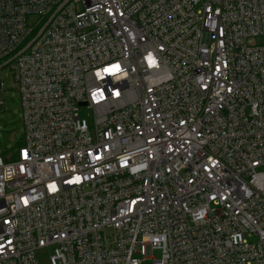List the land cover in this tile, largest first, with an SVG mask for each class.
<instances>
[{"label":"built area","instance_id":"2783aa9c","mask_svg":"<svg viewBox=\"0 0 264 264\" xmlns=\"http://www.w3.org/2000/svg\"><path fill=\"white\" fill-rule=\"evenodd\" d=\"M4 67L0 264H264V0H0Z\"/></svg>","mask_w":264,"mask_h":264},{"label":"rangeland","instance_id":"374dc122","mask_svg":"<svg viewBox=\"0 0 264 264\" xmlns=\"http://www.w3.org/2000/svg\"><path fill=\"white\" fill-rule=\"evenodd\" d=\"M35 18L29 19L33 25ZM0 78L3 80V106L0 107V154L14 151L24 141V123L22 120L21 102L17 89V82L9 67L0 68ZM80 115L91 126L93 112L91 109L82 108ZM153 255L160 256V251H154ZM50 249H42L39 255L41 264L50 263Z\"/></svg>","mask_w":264,"mask_h":264},{"label":"snow or ice","instance_id":"6c2138e0","mask_svg":"<svg viewBox=\"0 0 264 264\" xmlns=\"http://www.w3.org/2000/svg\"><path fill=\"white\" fill-rule=\"evenodd\" d=\"M50 187H53L54 188V186H50Z\"/></svg>","mask_w":264,"mask_h":264}]
</instances>
